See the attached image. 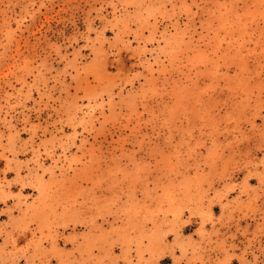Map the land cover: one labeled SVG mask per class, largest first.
I'll use <instances>...</instances> for the list:
<instances>
[{"label": "rangeland", "instance_id": "1", "mask_svg": "<svg viewBox=\"0 0 264 264\" xmlns=\"http://www.w3.org/2000/svg\"><path fill=\"white\" fill-rule=\"evenodd\" d=\"M0 264H264V0H0Z\"/></svg>", "mask_w": 264, "mask_h": 264}]
</instances>
